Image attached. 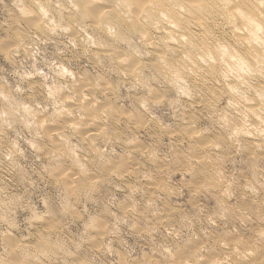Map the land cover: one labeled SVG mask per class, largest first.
Instances as JSON below:
<instances>
[{
    "label": "rangeland",
    "instance_id": "1",
    "mask_svg": "<svg viewBox=\"0 0 264 264\" xmlns=\"http://www.w3.org/2000/svg\"><path fill=\"white\" fill-rule=\"evenodd\" d=\"M73 5L0 0V264H207L231 243L264 262V69L248 39L219 17L206 37L187 16L158 22L167 37L107 30ZM188 25L216 48L205 62Z\"/></svg>",
    "mask_w": 264,
    "mask_h": 264
},
{
    "label": "bare ground",
    "instance_id": "2",
    "mask_svg": "<svg viewBox=\"0 0 264 264\" xmlns=\"http://www.w3.org/2000/svg\"><path fill=\"white\" fill-rule=\"evenodd\" d=\"M101 1L102 0H100V3H101ZM111 1H109V2L107 1L109 5L111 4L110 3ZM114 1H116V0H113L112 2H114ZM73 3H74V5H76L80 8V12H81L80 14L82 15L81 18L82 17H84L86 19L93 18L92 20L95 19V21L99 25V27L101 25V26L106 27L108 30V29H111L114 27L115 28L116 27L121 28L122 25L128 24V28L131 32H133V33H137V32L139 33L140 32L141 34L145 33V35H146V31H148L147 27H148V29H149V27L150 28L152 27L153 29L160 31V33L162 31L161 35L165 34V36L167 37L168 34H166V32H167L166 27L165 28L163 26L161 27L158 22L163 23V21L165 19L172 20L173 22L170 23V21H169V24H171V25L173 24L176 27L177 26L176 23L182 21L184 16H187V18L189 19V21H188L189 25H191L190 23L193 21L195 23V25H197L198 28L201 26L203 28V30H201V29L200 30L203 31L202 34H204V36L206 37L208 32L211 31V29H213V28L210 29V27H208L207 23H209L211 20H214L218 17L222 18L226 24H228L229 26L232 27L233 30L239 31L240 33H242L243 37L248 39L249 45L246 44V46L247 45L250 46V44L252 46H250V48H247V51L245 50V54H246V52L250 56L254 55L255 53L258 54L257 56L260 59L258 61V64L260 65V67L262 69H264V40H263L264 36L262 37L261 36L262 34L260 35V33L263 32V30H264V28H263L264 27V0H119L118 3L117 2L114 3V5L119 4V6H116V7H120L119 10H118V8H116V10H115L114 9L115 6L111 7V5L113 3L110 5L109 9L101 8L98 4H96L97 3L96 0H73ZM98 3H99V1H98ZM102 4H103V2L101 3V5ZM108 4H106L107 6L106 5H104V6L108 7L109 6ZM121 7H122V9H121ZM41 10H43V9H41ZM42 12L45 15V12L44 11H42ZM65 17H67V16H65ZM84 18H83V20H84ZM161 18H162V20H161ZM86 19H85V21H86ZM89 19H88V21H89ZM168 20H166V22H168ZM36 21H37L36 19L31 20L32 23H36ZM69 21H70V19H69ZM219 21H221V20H219ZM211 23H213V22H211ZM189 25L187 27V31L189 30V28H191V26L189 27ZM214 26H215V24H214ZM192 28H194V27H192ZM192 28H191V30H192ZM117 30L119 31L120 29L117 28ZM191 30L188 31L189 33L190 32L191 33L189 34L190 35L189 39L187 40V42H185V48L187 49L186 51L189 52V56L191 57V61H193V59L195 60V59H199V58H200V60L203 59L202 61H204V59H205V61H207L206 59L211 57V54L214 53L213 49H216V48H213V46H211L210 44L205 43L203 40L200 39V37L199 38L197 36L195 37V35H194L195 33L192 34L193 31H191ZM221 30H222V28H221ZM118 31H116V33ZM125 32H126V30H125ZM221 32H223V31H221ZM123 34L120 31V34L117 35L118 38L124 39L126 37V34L125 35H123ZM202 34H200V35H202ZM123 36H124V38H123ZM169 36L171 37V35H169ZM210 36H211V34H210ZM143 38H144V36H143ZM201 38H202V36H201ZM239 39H241V38H239ZM147 41H148V38H147ZM217 41H218V39H217ZM249 41H250V43H249ZM245 43H247V42L245 41ZM217 52L219 53V51H217ZM220 55H221V57L223 56V58H225L226 56L229 55V53L226 50H224V51L222 50L220 52ZM234 60L235 59H233V61ZM227 61H229V60H227ZM230 61H232V60H230ZM212 62L214 63V61H212ZM171 63L175 64V62H171ZM176 64H177V62H176ZM176 64H175V66H176ZM200 64H201V62H200ZM234 64L239 69V72L242 69H243V71H245L244 70L245 67H246L245 69H247V66H246L247 64L242 59L236 58ZM129 65H130V63H129ZM204 65L205 64H203V66ZM198 71H196V72H198ZM247 71H248V69H247ZM176 78H178V77H176ZM244 79H245V77H244ZM258 93H260V92H258ZM254 113H256V112L254 111ZM257 121H260V120H257ZM245 128H246V126H245ZM260 133H261V130H260ZM257 150H258V148H257ZM206 164H207V162H206ZM214 179H216V178H214ZM262 235H260L259 238H261ZM262 237H264V235ZM229 239H231V238H229ZM223 245L225 247V244H223ZM222 249H228L227 250L228 253H226V254H228V260H226V257L220 258V259L215 258L216 259L215 261L213 260V262H209L207 264H249V263H252V262H249L248 259H247L248 263L245 261V259H246L245 253L247 254V251L246 252L242 251V249L241 248L239 249L238 245H236L235 243L228 244L227 248L222 247ZM196 253L197 252H195V254ZM258 264H264V262H260Z\"/></svg>",
    "mask_w": 264,
    "mask_h": 264
}]
</instances>
